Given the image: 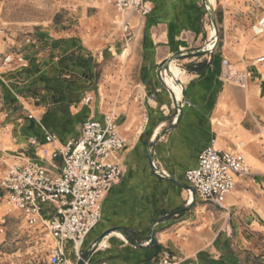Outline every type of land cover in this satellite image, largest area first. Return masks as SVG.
<instances>
[{
    "label": "crops",
    "instance_id": "1",
    "mask_svg": "<svg viewBox=\"0 0 264 264\" xmlns=\"http://www.w3.org/2000/svg\"><path fill=\"white\" fill-rule=\"evenodd\" d=\"M145 1L150 11L133 16L126 44L110 32V9L99 0L21 41L0 38V52L13 57L0 74V114H27L24 130L50 153L77 136L86 118L115 115L126 139L123 174L84 241L87 249L111 232L92 264H155L165 251L176 264H264V62L255 63L264 39L258 44L228 17L224 44L214 47L196 0ZM261 21L256 35L264 38ZM205 45L212 50L201 52ZM165 59L162 78L175 98L156 74ZM44 131L57 140L45 143ZM212 138L217 148L241 154L249 169L221 207L190 201L185 187V171ZM23 146L32 145L0 138L2 151ZM50 153L42 162L57 166Z\"/></svg>",
    "mask_w": 264,
    "mask_h": 264
},
{
    "label": "built area",
    "instance_id": "2",
    "mask_svg": "<svg viewBox=\"0 0 264 264\" xmlns=\"http://www.w3.org/2000/svg\"><path fill=\"white\" fill-rule=\"evenodd\" d=\"M107 1L118 11L120 32L124 40H129L133 35V16L148 14L150 7L145 0ZM211 41L215 47L216 38ZM12 61L10 53L0 52V66ZM263 62L264 55L255 59V63ZM83 100L88 104L92 96ZM43 135L45 143L57 140L51 132L44 131ZM31 144L42 154L39 159L14 163L4 171L0 189L5 192V202L18 210L29 226L43 228L54 240L46 264H67L70 251L80 260V249L101 218L102 199L123 174L119 156L126 148V139L115 115L108 112L100 119L86 120L77 136L67 139L51 153L39 147L34 139ZM49 153L53 158L59 157L57 166H46L42 162V156ZM152 164L156 170L154 162ZM248 171L241 154L217 148L212 138L198 153L196 165L184 173L186 191L192 198L221 207L234 189L236 177ZM176 262L177 259L165 251L155 264Z\"/></svg>",
    "mask_w": 264,
    "mask_h": 264
},
{
    "label": "rangeland",
    "instance_id": "3",
    "mask_svg": "<svg viewBox=\"0 0 264 264\" xmlns=\"http://www.w3.org/2000/svg\"><path fill=\"white\" fill-rule=\"evenodd\" d=\"M99 1L107 4V9H110L107 16L110 32L115 37L117 36L121 43L126 44L128 40H124L119 31L120 24L115 23L116 20L121 18L118 11L107 0ZM92 2H96V0H0V38L4 41H11L15 38L21 41L29 34L41 32V28H51L60 20L66 21L64 16L68 15V13L76 17V13L81 11V6L84 7ZM196 2L199 3V5H196V9L199 10L200 24L203 27L206 26L207 34L205 38L208 39L211 37V33L215 32V29L207 12L200 4V0H196ZM208 2L213 4L211 12L219 29L217 44H224L225 29L228 28V17L230 22L233 21L230 24L234 25V29H238L241 33L255 39L258 44L264 39L256 35L261 27L255 29V26L263 25L261 20L264 19V0H234L229 5L217 6H214L215 0H206V4ZM97 6H99L97 8L102 10L103 7ZM94 11L89 9L88 13H94ZM96 11L100 10L96 9ZM59 16L61 17L59 18ZM207 35L209 36L207 37ZM5 68L6 66H0V74ZM26 117L27 114H0V138L9 136L13 140L24 139L27 140L28 144L32 145L31 137L36 134L26 133L24 130V127L26 128L27 126ZM20 118L21 120L19 121ZM88 119L90 118H86L84 122ZM41 154V151L37 150L35 145L29 148L23 146L18 151L0 150V179L9 166L29 159H39ZM4 195L5 192L0 189V264H46L49 259V249L55 244L54 240L48 236L43 228L29 226L18 210L10 208L6 204ZM108 233L111 232L102 231L98 234L87 249H85L86 244H83L80 249V257L85 260L84 264H92V257L95 258L99 253L96 252L99 248V243ZM146 241L147 244H151L152 240L148 239ZM96 242H98L97 245H95ZM105 250V247L99 249V254L105 253ZM78 261L79 259L75 254L70 251L67 264H77Z\"/></svg>",
    "mask_w": 264,
    "mask_h": 264
},
{
    "label": "water",
    "instance_id": "4",
    "mask_svg": "<svg viewBox=\"0 0 264 264\" xmlns=\"http://www.w3.org/2000/svg\"><path fill=\"white\" fill-rule=\"evenodd\" d=\"M202 4H203V7H204L205 11L207 12V14H208V16H209V18H210V21H211V23H212L213 28L215 29V35H214L213 37H209L208 41H211V40L215 37V38H216V45H217V39H218V32H219V29H218V25H217L216 19H215L214 15L212 14V12H210V11L207 9V6H206V0H202ZM205 49H206V50H204V48H202V51H201V52H204V51H205V52L210 51L209 49L206 48V45H205ZM201 52H198V53H201ZM168 60H169V59H165V60L161 61V62L158 64V67H157V69H156V74H157L158 79H159L160 82H161L163 85H165L166 87H167V85L165 84V82H164L163 79H162L161 72L165 69V67H166V65H167V63H168ZM167 88H168V90L170 91V93L173 95V97L175 98V95L173 94L172 90H171L169 87H167ZM148 162H149L150 166H151L152 168H154V167H153V164H152L153 161H152V156H151V148H149V150H148ZM185 187L188 188L187 185H186ZM151 240H154L153 236L151 237ZM97 244H98V242L95 243V245H97ZM84 263H85V260H84L83 258H81V259L78 261L77 264H84Z\"/></svg>",
    "mask_w": 264,
    "mask_h": 264
},
{
    "label": "bare ground",
    "instance_id": "5",
    "mask_svg": "<svg viewBox=\"0 0 264 264\" xmlns=\"http://www.w3.org/2000/svg\"><path fill=\"white\" fill-rule=\"evenodd\" d=\"M213 2V1H212ZM212 2H208L209 3V5H208V7H207V9L211 12L212 11V6H213V4H212ZM207 6V5H206ZM261 22V21H260ZM114 23V22H113ZM115 23H118V24H120L121 23V20H116L115 21ZM261 24V23H260ZM257 25H259V24H257ZM262 26V25H261ZM255 27H257V26H255ZM258 28H259V26H258ZM262 29V28H261ZM215 35V32H212L211 33V37H213ZM207 48L208 49H212V45H208L207 46ZM122 56V55H121ZM163 79V78H162ZM164 81V80H163ZM177 90V89H176ZM174 94V93H173ZM191 197V199H190V201H193V198H192V196H190Z\"/></svg>",
    "mask_w": 264,
    "mask_h": 264
}]
</instances>
